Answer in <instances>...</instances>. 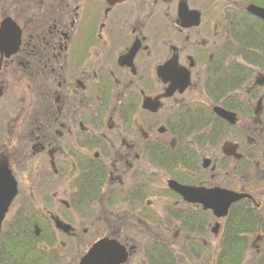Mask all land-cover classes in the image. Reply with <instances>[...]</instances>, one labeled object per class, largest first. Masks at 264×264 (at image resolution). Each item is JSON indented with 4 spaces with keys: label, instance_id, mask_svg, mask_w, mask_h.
I'll use <instances>...</instances> for the list:
<instances>
[{
    "label": "flooded vegetation",
    "instance_id": "flooded-vegetation-1",
    "mask_svg": "<svg viewBox=\"0 0 264 264\" xmlns=\"http://www.w3.org/2000/svg\"><path fill=\"white\" fill-rule=\"evenodd\" d=\"M6 4L0 23L10 19L20 37L14 54L0 55V139L12 148L0 157L11 170L12 161L22 165L26 174L21 175L58 183L44 194L46 203L36 205L29 188V198H23V212L38 223L32 225L38 228L33 234L42 239L44 256L38 264H80L102 241L125 248L124 264L139 259L140 252L142 259L133 264H141L144 249L137 252L132 236L147 234L145 245L166 244L167 257H176L175 235L169 236L174 211L188 214L180 228L192 237L185 241L199 264H206L202 237L213 223L210 231L219 233L220 241L212 264H218L228 215L244 210L254 214L258 229L240 235L245 241L240 264H264V61L251 57L245 63L239 54L254 46L255 25L264 33V20L249 11L264 10V0ZM231 62L246 69V81L230 93V102L209 100L205 108L211 115L194 111L187 93L203 95L211 76H217L212 73ZM168 64L187 71L191 86L161 98L168 84L158 78L157 69ZM146 98H159L157 113L142 109ZM213 107L233 114L234 124L215 116ZM164 111L165 125L155 132L144 129L142 115L153 119ZM212 120L220 143L201 133L215 127ZM176 130L185 131L177 135ZM169 181L241 198L216 219L172 192ZM154 204L163 215L156 216ZM191 212L209 218L188 232ZM54 220L70 230H58Z\"/></svg>",
    "mask_w": 264,
    "mask_h": 264
},
{
    "label": "trees",
    "instance_id": "trees-1",
    "mask_svg": "<svg viewBox=\"0 0 264 264\" xmlns=\"http://www.w3.org/2000/svg\"><path fill=\"white\" fill-rule=\"evenodd\" d=\"M6 7V0H0V12L5 11ZM254 28V46H250L245 51H239L245 63H249L251 57H253L254 61H258V63L264 61V33L259 30L257 25H255ZM237 39H240V37ZM243 47H248V45L246 44ZM246 72L244 67L234 62H231L228 67L221 68L217 72L214 71L212 75L217 76L214 78L211 76L209 79L211 82L207 83V87L204 90L206 91V97L214 103L219 101L230 102V93L238 90L246 81ZM194 107V111H209L207 115L212 114L210 109L203 106L194 105ZM210 118H212V116H210ZM215 121L216 120H212L209 123H213L215 126ZM179 127L181 128L183 125ZM184 131L185 130H176L175 133L177 135L183 134ZM201 133L205 134L204 138L208 141L212 140L217 142L221 137L218 134L216 126L207 130V132L201 131ZM176 163L180 162L176 160ZM208 215L207 213L202 219L198 213L193 212L190 214L189 220L190 224L193 226L188 229V232H193L194 227L198 229L201 224L208 220ZM174 222L180 224L188 222V214L174 211ZM33 224L38 223L27 214V210L18 212L13 218L4 221L0 234V264H38L40 262L41 258L44 256L41 247L42 239L34 236ZM257 229V220L253 213L244 210V212L235 214L231 211L223 231V250L222 256L217 260L218 264L220 259H222L223 264H240L241 255L245 249V241L240 235L253 233ZM167 250L166 244L153 241L146 244L144 247L145 264H177V257L170 255L167 257Z\"/></svg>",
    "mask_w": 264,
    "mask_h": 264
},
{
    "label": "water",
    "instance_id": "water-1",
    "mask_svg": "<svg viewBox=\"0 0 264 264\" xmlns=\"http://www.w3.org/2000/svg\"><path fill=\"white\" fill-rule=\"evenodd\" d=\"M249 11L264 20V10L250 7ZM20 31L16 25L8 18L0 23V55L9 57L16 52L19 44ZM158 78L168 84L165 94L161 98H169L174 93L182 94L190 88V78L187 71L170 67L169 64L157 69ZM161 107L159 98L143 100L142 109L149 113H157ZM258 109L260 107L257 106ZM213 113L234 124L235 117L233 114L224 110L213 107ZM162 132V130H158ZM207 165L208 161H203V165ZM168 188L179 195L186 203L202 206L203 211H210L216 219L224 218L230 205L239 200L241 197L223 190L213 189L205 190L203 188H193L179 185L175 181L168 182ZM17 195V183L12 176L8 167L6 158L0 157V230L1 223L7 213L13 199ZM54 224L58 230L67 233L70 227L62 224L58 220H54ZM37 235V229L35 230ZM128 257L125 248L114 241H102L95 244L87 254L81 259L80 264H124Z\"/></svg>",
    "mask_w": 264,
    "mask_h": 264
},
{
    "label": "rangeland",
    "instance_id": "rangeland-1",
    "mask_svg": "<svg viewBox=\"0 0 264 264\" xmlns=\"http://www.w3.org/2000/svg\"><path fill=\"white\" fill-rule=\"evenodd\" d=\"M201 92L203 93V95H199L196 91L190 90L189 93H187V95L185 96V99L190 102L191 106L195 105V106L209 107L211 104L209 99L206 97L204 90L203 91L201 90ZM137 118H138V121H140V117H138V115H137ZM166 118H167V114L165 111L164 113L161 112V114H159L156 118H153V119L145 115L141 116L144 129L151 127L152 132H155V129L158 128L160 125H165ZM220 142L221 140L218 143ZM4 149H7L10 152L12 148L9 147L8 143H6V146H5L3 139H0V152H2ZM13 150H16V148H13ZM12 165H13L12 171H13L14 177L16 178L18 182L17 184H18L19 195L14 202V207H12L10 211L11 214L8 215V219L12 217V214L15 210L18 211L22 208L23 198H29L26 195L28 188L32 189L33 202L36 205H40L41 203H46L43 201V198H49V196L44 195L47 193V190L58 187V183L56 179H51V178L44 179V178H41V176L35 179L29 178L30 176L28 174H27L28 176L21 175V174H26V170L24 169L22 165L14 164V161H12ZM148 199H151V196ZM153 210L156 211V216L157 215L160 216V214L163 215L162 212L160 213L159 207L156 204H154ZM163 213H164V216H166V213L165 212ZM192 213L193 212H191V214ZM212 225L213 223L210 224L208 228V232L202 237L203 241H205V250L201 249V252H204L205 254L206 264H212L213 261H215L214 260L215 259L214 253L216 251L215 247L217 246V249H218V245L220 241L219 233L217 235H214L211 233L210 229ZM141 231H142L141 228L136 227V232H141ZM172 232L175 235V244L173 246L174 247L173 251H174L175 256L178 258V260L180 259V261L177 264H199L198 261L194 260L193 258L189 256V253L191 252L190 251L191 245L188 244L187 241L185 240H190L189 239L190 235L181 230L180 223H174V229L173 231L169 232V236H171ZM146 236L150 237L151 234L132 236L134 242L135 243L138 242V244H134L138 248L137 252L142 251V248L144 249L145 247L144 241H145ZM184 237L186 239H183ZM140 255L141 254L139 252L138 258L142 259ZM139 259H134V260H139ZM134 260H132V264ZM201 260H204V259L202 258ZM141 264H145L144 259L141 261Z\"/></svg>",
    "mask_w": 264,
    "mask_h": 264
}]
</instances>
